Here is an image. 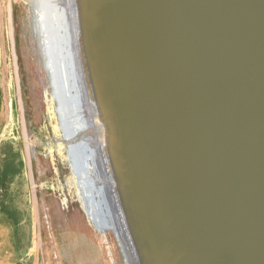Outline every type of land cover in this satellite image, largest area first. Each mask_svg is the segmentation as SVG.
<instances>
[{
  "label": "water",
  "instance_id": "1",
  "mask_svg": "<svg viewBox=\"0 0 264 264\" xmlns=\"http://www.w3.org/2000/svg\"><path fill=\"white\" fill-rule=\"evenodd\" d=\"M96 20L154 251L157 221L171 264H264V0H98ZM71 94L55 98L77 119ZM70 156L79 178L85 152Z\"/></svg>",
  "mask_w": 264,
  "mask_h": 264
},
{
  "label": "rangeland",
  "instance_id": "2",
  "mask_svg": "<svg viewBox=\"0 0 264 264\" xmlns=\"http://www.w3.org/2000/svg\"><path fill=\"white\" fill-rule=\"evenodd\" d=\"M36 5L0 0V212L11 220L0 229V248L10 249L0 250V264H126L113 231L91 224L72 186L34 32Z\"/></svg>",
  "mask_w": 264,
  "mask_h": 264
},
{
  "label": "bare ground",
  "instance_id": "3",
  "mask_svg": "<svg viewBox=\"0 0 264 264\" xmlns=\"http://www.w3.org/2000/svg\"><path fill=\"white\" fill-rule=\"evenodd\" d=\"M34 1L37 3L34 32L38 39L41 65L48 76L44 80L49 82L53 98L58 93L71 96L73 90L76 109L79 111L77 119L66 116L62 99L60 104L57 102L56 109L53 108L58 116L59 130L71 163L72 186L80 195L79 201L83 204L86 217L95 227L98 225L100 232L101 229L113 231L126 264H171L160 242L161 237L168 245L165 233L157 221L150 222L157 239L158 254L146 237V230L132 195L128 166L124 164L126 159L123 156L124 128L110 91L107 66L100 56L102 41L95 31L98 0H92V3L87 0V6L85 0ZM9 13L12 18L10 3ZM60 41L68 53L71 81L66 70L62 69L60 72L57 68L56 53L61 49ZM61 116L70 124L71 134L67 137L61 129ZM78 148H82L86 155L84 173L79 178L70 156V151ZM32 182L35 186L33 179ZM89 183L90 190L87 185ZM138 194L141 212L149 213L140 192ZM145 199L147 200L146 197ZM62 201L65 206V199Z\"/></svg>",
  "mask_w": 264,
  "mask_h": 264
},
{
  "label": "crops",
  "instance_id": "4",
  "mask_svg": "<svg viewBox=\"0 0 264 264\" xmlns=\"http://www.w3.org/2000/svg\"><path fill=\"white\" fill-rule=\"evenodd\" d=\"M10 227H11V220L8 218L7 215L0 212V229H3L4 231H6L7 229H10ZM0 250L3 251L1 253L2 255H7L8 251L10 253V249H7L5 245H3L2 248H0Z\"/></svg>",
  "mask_w": 264,
  "mask_h": 264
},
{
  "label": "trees",
  "instance_id": "5",
  "mask_svg": "<svg viewBox=\"0 0 264 264\" xmlns=\"http://www.w3.org/2000/svg\"><path fill=\"white\" fill-rule=\"evenodd\" d=\"M1 179L2 177L0 178V194H2V190H4V188L6 187V181L5 180L2 181Z\"/></svg>",
  "mask_w": 264,
  "mask_h": 264
}]
</instances>
